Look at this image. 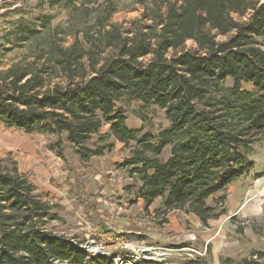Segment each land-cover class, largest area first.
<instances>
[{
  "label": "trees",
  "instance_id": "1",
  "mask_svg": "<svg viewBox=\"0 0 264 264\" xmlns=\"http://www.w3.org/2000/svg\"><path fill=\"white\" fill-rule=\"evenodd\" d=\"M129 2L139 15L109 24L118 0H102L95 23L71 33L69 45L48 31V17L1 35L0 123L64 135L82 160L119 142L127 151L121 166L138 182L128 187L135 199L145 208L161 199L164 210L205 224L215 218L206 200L252 171L251 151L264 140V0ZM14 48L21 55L5 63ZM131 102L162 110L168 125L129 128L122 104ZM55 208L14 161L0 159V264L105 262L53 229ZM237 264H264V252Z\"/></svg>",
  "mask_w": 264,
  "mask_h": 264
},
{
  "label": "rangeland",
  "instance_id": "2",
  "mask_svg": "<svg viewBox=\"0 0 264 264\" xmlns=\"http://www.w3.org/2000/svg\"><path fill=\"white\" fill-rule=\"evenodd\" d=\"M63 3L70 7L50 6L48 0H0V36L13 31L17 23L37 26L41 18L48 17V31H55V37L64 38L69 45L71 33L86 29L102 13V0ZM73 5L77 9L73 10ZM118 5L120 9L109 24L125 23L139 15V8L129 0H118ZM258 42L264 47V37ZM185 47H193L192 41ZM20 55V49L14 48L1 58L8 63ZM230 83L226 81V85ZM122 106L131 129L154 131L168 125L162 110H143L135 102ZM108 142L113 145L110 151L82 160L64 135L26 134L0 123V159L14 161L37 192L56 205L54 212L60 219L51 223L53 229L79 241L88 256L103 257V264L142 260L157 264H237L253 252H264V140L251 151L252 171L206 200L215 218L205 224L192 213L164 210L161 199L145 208L128 188L138 182L121 166L127 151L119 142ZM57 150L62 151V158ZM168 154L169 149H165L163 157Z\"/></svg>",
  "mask_w": 264,
  "mask_h": 264
},
{
  "label": "crops",
  "instance_id": "3",
  "mask_svg": "<svg viewBox=\"0 0 264 264\" xmlns=\"http://www.w3.org/2000/svg\"><path fill=\"white\" fill-rule=\"evenodd\" d=\"M122 145V144H121Z\"/></svg>",
  "mask_w": 264,
  "mask_h": 264
}]
</instances>
